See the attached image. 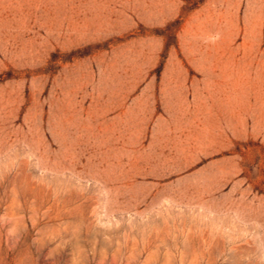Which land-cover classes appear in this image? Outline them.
Segmentation results:
<instances>
[{
    "label": "rangeland",
    "instance_id": "374dc122",
    "mask_svg": "<svg viewBox=\"0 0 264 264\" xmlns=\"http://www.w3.org/2000/svg\"><path fill=\"white\" fill-rule=\"evenodd\" d=\"M0 264H264V0H0Z\"/></svg>",
    "mask_w": 264,
    "mask_h": 264
}]
</instances>
